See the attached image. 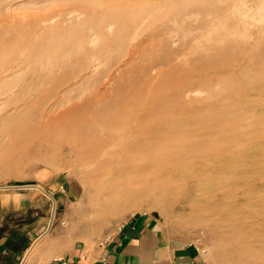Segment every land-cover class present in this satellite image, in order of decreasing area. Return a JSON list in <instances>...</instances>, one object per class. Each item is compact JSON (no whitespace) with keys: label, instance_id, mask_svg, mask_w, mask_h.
<instances>
[{"label":"bare ground","instance_id":"bare-ground-1","mask_svg":"<svg viewBox=\"0 0 264 264\" xmlns=\"http://www.w3.org/2000/svg\"><path fill=\"white\" fill-rule=\"evenodd\" d=\"M65 1L66 5L56 11L17 13L7 10L9 4L5 8L8 12H0L1 17L10 18L14 24L16 20L31 22L30 25L50 20L67 22L63 27H55L54 22L55 26L50 27L38 24L31 36H23V32L31 30L22 27L23 35L19 33L22 38L17 42L23 47L11 49L13 63H8V67L5 38H0V87L21 83L19 92L12 90L13 86L3 92L5 102L22 95V107H17L20 114L25 113L23 109L46 103L38 126L54 139V145L51 142L49 146L63 157H71L85 173L84 181L92 187L89 208L100 211L101 217L115 214L129 201L153 197L160 203L170 186L180 188L181 176L194 174L195 184L184 183L180 191L194 192L198 206L220 209L214 214L222 221L224 230L220 235L236 241L233 249L219 254L223 263L264 264V95L254 96L264 93V85L255 84L260 79L258 73L255 77L249 75L251 59L248 66L234 67L231 74H222L217 67L225 59L229 62V48L244 50L246 54L254 49L255 55H264V43L248 48V42L236 36L238 39L231 38L232 41L224 38L240 31L236 24L239 0ZM256 4L262 6L264 0H256ZM249 15L245 11V16ZM169 21L174 25H169ZM220 22L222 28L217 25ZM137 30L147 35L134 38ZM212 30L218 34L213 43L190 57L193 63L202 65L208 61L214 65L200 68L199 75L188 71L180 57L188 52L192 55L195 45L209 38ZM126 45L127 57L113 61L115 66L102 85L88 91L86 86L93 83L102 57ZM31 66H35L36 73L21 79L18 73ZM243 84L252 96L244 100L224 96L229 89H239ZM204 88L206 96H192ZM155 94L174 95L177 108L153 117L144 110L132 111L139 107L140 97ZM61 106L66 108L61 110ZM12 114L6 111L1 118L8 121ZM216 118L223 120L215 122ZM162 139H170L172 145L159 148L157 143ZM190 168H195V172ZM215 171L226 178L231 189L222 184L211 197H201L205 189H201L202 181L210 180ZM28 186L52 197L40 184ZM156 191H162V197L156 196ZM53 208L54 219L56 207ZM38 240L27 250L21 264L30 259Z\"/></svg>","mask_w":264,"mask_h":264},{"label":"rangeland","instance_id":"rangeland-1","mask_svg":"<svg viewBox=\"0 0 264 264\" xmlns=\"http://www.w3.org/2000/svg\"><path fill=\"white\" fill-rule=\"evenodd\" d=\"M50 1L51 0H38V3H34L32 0H0V12H8L5 10V8L9 4L11 7H9L7 10L17 13L24 11L40 12L42 10V12L56 11L63 5H66L65 0H52V3H49ZM104 1L122 3L125 0ZM141 1L145 2V0ZM154 1L155 0H146V2ZM254 1L239 0L240 12L238 16L241 19L238 17V22H236V24L239 26L240 31L238 34L231 33L230 35H225V39L229 41H232L231 38H239L242 41L245 40L244 43L248 42V48L264 43V5L259 6L256 4V0ZM253 3H255V5ZM33 4L35 6H32ZM254 9L257 10L255 11ZM245 11L250 13V15L245 16ZM78 20H82V17ZM147 20H149V18ZM53 22L54 21L51 20L43 23L32 22L31 25L29 24L31 22H24L26 23L25 25L23 22H18L16 20L15 23L19 24L15 26L16 24H14L13 20L10 18L8 19L1 17L0 15V38H5V46L7 48H3L6 49L5 52L9 56H7L8 62L6 63V66L8 67V63L10 64V62H12L10 60L12 55L9 53L11 49L16 46V49L21 50V47H23L18 43L23 34V36H27L29 33V36H31L35 33H33V31L36 30V26L38 24H43V26L45 25L50 27L53 26L54 23L56 25L58 21H55L54 23ZM27 23L29 25H27ZM168 24L174 25L173 21H169ZM58 25L63 27V25H67V22L57 23V26L55 27H58ZM152 25H154V22ZM217 25L220 27L224 26L221 22ZM15 27L17 28L15 29ZM22 27H25V30L27 29V31H31L26 32L23 30L25 33L23 32L22 34V30H20ZM251 27L254 28L251 29ZM257 31L262 32V35H260V33ZM133 33V36L135 35L134 38L139 39L147 35V32L142 33L141 30H137V32L134 31ZM211 33L212 35L209 37L210 39L205 37L200 43L195 45L197 49L194 50L192 55L188 52L189 54L187 53L180 57L184 67H186L188 71H194L199 75L201 70L200 68H211V64L213 63L207 64L208 61H204L201 63L202 65H199L200 63H193L192 58L190 57H194L196 54L203 52L210 43H213L212 39L214 40L217 38L216 36H218V34H216L217 30H212ZM251 33L253 34L252 36ZM16 38L19 39L16 40ZM133 40H131V42ZM126 46L122 47L121 49H117L114 51L115 53L113 52L108 56L106 55L102 57L103 59L105 58L104 60L98 57L99 60L102 59V64L96 68L95 78L91 81L93 83L89 85L85 84L87 85L86 87L88 91L96 90L102 85L103 81L106 80V74L115 66L113 65V61L127 57L125 55L128 53L129 45ZM252 50L254 49H251V51L246 54V51L244 50L241 51L229 48L231 56L227 57L229 62H227V59H225L226 62H222V64H219L217 67L220 68L222 74H231L236 70L234 67L239 69L240 67L248 66L249 64L247 63L250 61L249 59H251V61H253L249 67V72L251 73H249V75L251 77H255L258 73L257 77L260 79L258 81L256 80L255 84L260 83L264 85V55L262 57L261 55H255L254 51ZM235 54H237V57L234 56ZM43 57L45 58V56ZM234 57L237 59L236 62H234ZM40 58H42V56ZM186 65H190L192 68H188L189 66ZM213 68L215 69L216 67L213 66ZM57 69L58 70L56 71L59 72V68ZM250 69L253 70V72H251ZM34 72L35 66H31L26 71L23 68V71L18 74L20 75L21 79H26ZM13 84L14 83L10 82L0 87V185L8 186V188H0V203H2V201L7 203V206L0 207V230L7 233V235L10 237V243L16 241L18 233H28V236L25 240V242H27V247L23 253L25 255L27 250L39 239L37 248L33 251L34 253H32L30 259L24 264H46L52 258L66 255L78 243L84 245L86 244L92 248L101 238L113 233L126 219L132 215L140 213H146L147 215H151L156 218L158 227L170 238L177 239L182 242H194L200 245V247L205 250L203 253L210 264H226L223 263V260L219 254L225 250L233 249L236 246V241H230L220 235L224 230L221 225L222 221L220 220L219 215H214L215 211L220 209L217 207L205 209L201 205L198 206L194 198V192L192 194L191 192H188V189L180 191L184 183L188 182L189 184H195L197 177L194 174L188 173L184 174V176H181L179 178L181 180V189L179 187H175L174 185L170 186L164 198L159 199L160 203H156L153 197L135 202L129 201L125 208H121L115 212V214L108 215L105 218L101 217L100 211L89 208L92 187H89V185L84 181L85 173L78 168L77 162H75L73 159L72 161L71 157L67 156V158H65L62 154L58 153L57 150L54 151V149L49 146L50 143L54 141V139L49 137L38 126L40 119L43 118L42 113L46 103L43 102L37 104L29 108V110L23 109L25 113L20 114L19 110H17V107H22L21 105L24 102V99L20 98L22 95L14 96L10 101L5 102L6 98L3 94V92L7 91L13 86ZM20 84L17 83V85L13 86L11 89L16 91L18 90L17 92H19ZM218 85L219 84L215 86ZM234 89H229V92H226V94L228 93L229 95L224 94V96H231L232 99L237 98L238 100H244L248 96H252L246 93L245 84H243L241 88L239 87V89ZM196 93H193L192 96L203 97L206 96L207 91L204 88L200 89ZM261 94L264 95V93H255L254 96L259 97ZM171 96L172 95L170 94H155L154 97H158L159 99H154V97L146 98V96H142L140 97L141 100L138 99V101H140L139 107H136V109H133L132 111L134 113L139 112V110V113H141V110L147 111L146 113L149 117H153L155 114L158 115V113L163 114L165 111H170L172 108H177V105L174 104L175 101L172 100L174 95L172 97ZM163 98L165 99L163 100ZM155 102L159 103L154 104ZM159 107L164 108H161L163 109L161 111ZM60 108L63 110L66 108V106H61ZM6 111H9L13 114L8 121L4 122L1 117ZM222 120L223 119L221 118H216L215 122H221ZM163 145H172L170 143V139H162L157 143V146H160L159 148H161ZM47 148L49 150L51 149L50 152H48ZM141 155L145 157V152L141 153ZM53 160L57 162L54 163ZM153 168L156 169L157 167ZM190 170L193 172L195 168H190ZM225 171L227 170L225 169ZM29 184H40L52 195V197L44 194L36 187L28 186ZM222 184L225 186V188H228L227 190L231 189L223 175H218L216 171L213 172L210 180L206 179L202 181L201 189L204 187L205 189L201 191V197H211L216 192H219L218 186ZM161 193L162 191H156L155 195L162 197ZM98 199H100V197H98ZM53 207H56L54 219ZM203 218L206 219L203 221ZM30 233L39 234L38 238L33 237L34 239L32 240L34 241L30 240ZM219 256L220 259L218 258ZM23 260L24 258L20 259L18 264H20Z\"/></svg>","mask_w":264,"mask_h":264},{"label":"crops","instance_id":"crops-1","mask_svg":"<svg viewBox=\"0 0 264 264\" xmlns=\"http://www.w3.org/2000/svg\"><path fill=\"white\" fill-rule=\"evenodd\" d=\"M5 206L7 203L2 201L0 207ZM38 235L30 233V240L38 238ZM27 236L26 232L18 233L16 241L10 243L7 233L0 230V264H18L24 258ZM103 251L109 255V264H210L200 245L170 238L158 227L156 218L146 213L126 219L112 233V238L105 247L96 243L91 248L78 243L62 256L80 259L88 264H99V256ZM53 260L54 258L46 264Z\"/></svg>","mask_w":264,"mask_h":264},{"label":"built area","instance_id":"built-area-1","mask_svg":"<svg viewBox=\"0 0 264 264\" xmlns=\"http://www.w3.org/2000/svg\"><path fill=\"white\" fill-rule=\"evenodd\" d=\"M121 225H122V223L119 226H121ZM111 238H112V233L101 238L98 241V244L102 247H105ZM202 251L204 252L205 250L202 249ZM49 264H88V263H86V261H83L80 259L79 260H73V259L66 258L64 256H60V257L54 258V260ZM99 264H109V255L106 251H103V253L99 256Z\"/></svg>","mask_w":264,"mask_h":264},{"label":"water","instance_id":"water-1","mask_svg":"<svg viewBox=\"0 0 264 264\" xmlns=\"http://www.w3.org/2000/svg\"><path fill=\"white\" fill-rule=\"evenodd\" d=\"M51 225V224H50Z\"/></svg>","mask_w":264,"mask_h":264}]
</instances>
